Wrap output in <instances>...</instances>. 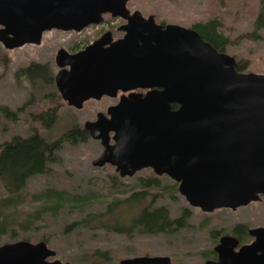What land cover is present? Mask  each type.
I'll return each mask as SVG.
<instances>
[{"label": "water", "instance_id": "obj_1", "mask_svg": "<svg viewBox=\"0 0 264 264\" xmlns=\"http://www.w3.org/2000/svg\"><path fill=\"white\" fill-rule=\"evenodd\" d=\"M129 1L0 0V42L9 50L39 45L45 31H81L100 24L106 13L128 20L120 28L124 37L109 46L106 34L76 54L61 50L57 58L63 67L55 76L58 92L75 108L120 90L150 89L121 96L108 115L85 122L103 146L93 165L109 163L121 176L144 168L168 175L188 204L204 213L260 200L264 74L238 71L235 57L195 29L131 14ZM250 234L255 240L238 249L235 236H222L217 259L205 264H264V227ZM55 255L45 241L0 246V264H71L48 260ZM119 264L173 263L168 256H139Z\"/></svg>", "mask_w": 264, "mask_h": 264}, {"label": "rangeland", "instance_id": "obj_2", "mask_svg": "<svg viewBox=\"0 0 264 264\" xmlns=\"http://www.w3.org/2000/svg\"><path fill=\"white\" fill-rule=\"evenodd\" d=\"M262 3L264 0H131L128 8L139 10L145 16L153 14L158 22L186 27L217 19L221 22L220 30L230 41L225 51L243 62L246 72L264 74V28L257 34L253 32ZM121 24L123 19L107 16V22L91 26L81 34L47 32L40 45L29 44L9 50L0 42V144L15 136H29L32 128H38L40 134L52 142L76 125L84 128L86 121H95L99 111L106 112V108L116 102L113 98L90 100L82 109L71 107L62 98L57 123L50 130L43 129L32 120V115L56 105L50 96L54 91L58 92L55 80L50 84L39 80L33 82L21 76L19 71L32 63H43L51 68L54 77L59 69L55 61L59 48L72 49L77 43L90 42L107 30L117 32ZM3 108L16 112L18 119L11 120ZM102 151L101 142L91 137L78 144L64 142L48 172L30 178L25 190L12 197L0 179V199H16L12 206H0V222L7 219L9 224L5 227L7 231L0 232V246L47 239L49 248L56 252L48 260L71 264L91 263L94 259L91 255L96 251L108 252L111 264L139 256H168L173 264H205L206 260L216 258L210 253L215 251L220 236L233 235L235 226L243 225L247 230L264 227V199L236 210L221 208L204 213L188 204L179 193L178 184L174 195L171 190L163 191L162 188L176 182L166 175L158 176L152 169H143L126 177L110 164L94 166L93 161ZM149 177H159L161 187L148 189L150 194L143 205L164 206L173 219L185 208H191L187 227L173 233L133 232L128 235L103 228L97 222L81 223L90 214L106 212L111 201L117 198L121 201L134 189L138 190L139 178ZM48 188L77 195L94 194L96 198L82 208L67 206L54 213L42 208L43 202L33 200L34 195ZM136 209L122 206L117 216L128 222ZM206 216L210 217L208 222ZM247 230L242 243L253 239ZM214 231L220 234L217 240L212 237Z\"/></svg>", "mask_w": 264, "mask_h": 264}, {"label": "trees", "instance_id": "obj_3", "mask_svg": "<svg viewBox=\"0 0 264 264\" xmlns=\"http://www.w3.org/2000/svg\"><path fill=\"white\" fill-rule=\"evenodd\" d=\"M193 27L202 35V37L216 47L219 51H225L229 45V38L220 30L221 22L217 19H211L205 22H198ZM264 28V3L254 23V34ZM237 68L239 71H244L246 65L239 61ZM19 74L27 77L33 82L36 80L50 84L54 77L51 75V68L47 65L32 63L29 66L22 68ZM52 101L56 102L54 107L46 108L32 115V120L41 125L43 129L50 130L58 121V110L62 106V97L57 91L51 93ZM7 116L11 120H17L16 112L3 108ZM90 135L87 130L80 126H74L64 132L57 140L48 141L43 137L38 128H32L29 136H15L11 140L0 144V179L7 193L12 197L23 192L28 181L35 175L48 172L49 165L56 160V152L61 149L64 142L78 144L87 142ZM158 178H139L136 185L138 190H133L124 199L120 205V199L117 198L111 201L107 206L106 212L88 215L81 223L91 224L96 223L103 228H108L116 232L131 235L133 232L145 234H162L176 232L180 228L188 226V220L192 216L191 208H185L183 213L172 218L169 210L164 206L143 205L147 196L150 194L148 189L161 187ZM163 191L171 190V193L177 192V183L167 185L162 188ZM11 197L0 199L2 208L14 205L16 199ZM96 195H77L71 194L64 190L48 188L40 194L34 195L33 200L43 202L42 208L48 209L51 212H58L64 207H83L94 201ZM119 202V203H118ZM122 206L126 208H137L136 214L131 217L128 222H124L117 216V212ZM40 214L39 212L37 215ZM39 216V215H38ZM117 216V217H116ZM209 216H206L205 221H209ZM9 224L7 219L0 222V232L7 231L5 227ZM243 225H239L234 229L235 234L243 233ZM214 240H217L218 231L211 232ZM47 243V239H44ZM210 255L216 256L215 251H211ZM207 256V257H210ZM93 261L89 264H111V257L108 252L96 251L91 255Z\"/></svg>", "mask_w": 264, "mask_h": 264}, {"label": "flooded vegetation", "instance_id": "obj_4", "mask_svg": "<svg viewBox=\"0 0 264 264\" xmlns=\"http://www.w3.org/2000/svg\"><path fill=\"white\" fill-rule=\"evenodd\" d=\"M131 1V0H130ZM130 1L128 2V4L130 3ZM128 4H127V8H128ZM130 11H131V14H133L135 11H139V10H134V11H132L130 8H128ZM141 12V11H140ZM142 13V12H141ZM107 16H110L111 18H114V19H116V18H119V19H123V24H121L119 27H118V29H117V32H113L112 30H107V31H105V32H103L101 35H99L97 38H94L92 41H90V42H85V43H77V45H75V47L73 46V48L72 49H65V48H63V47H61V48H59V50L57 51V53H56V57H55V61H56V64H57V66H58V71H57V73H59V71H61L62 69H63V67H60L59 65H58V63H57V58H58V56H59V52L61 51V50H65L66 52H68L69 54H76V53H78V52H80V51H83V50H85L88 46H90V45H92V44H94L95 42H97L100 38H102L104 35H106V34H110L109 35V39H108V41H110L107 45H106V47L107 46H109L110 44H111V42H115V41H117V40H119V39H121V38H123L124 37V35H125V32L123 31V30H121L120 28H121V26H123V25H125V24H127L128 23V20H126V19H124V18H121V17H112L111 16V14H109V13H106V14H104V20L100 23V24H98V25H90V26H88V27H86V28H84V29H82L81 31H75V30H70V31H65V30H60V29H52V30H48V31H45L44 33H43V37H44V35L47 33V32H51V31H56V32H60V33H78V34H81V33H83V32H85V30L87 29V28H89V27H91V26H99V25H101V24H103V23H105V22H107ZM142 16L145 18V19H148L150 16H153L154 17V21H155V23H157V24H162L163 26H166V25H168V24H177V23H165L164 21H161V22H158L157 20H156V18H155V16L153 15V14H150V15H147V16H145L143 13H142ZM177 25H180V24H177ZM182 26V25H181ZM184 27H186V26H184ZM187 28H192V29H195L193 26H191V27H187ZM196 30V29H195ZM119 34V35H118ZM201 35V34H200ZM202 36V35H201ZM43 37H42V41H43ZM208 42V41H207ZM42 43V42H41ZM27 45H29V44H27ZM30 45H35V44H30ZM40 45V44H39ZM25 46V45H24ZM217 49V48H216ZM218 50V49H217ZM219 51V50H218ZM220 52H225V53H227L226 51H220ZM229 54V53H228ZM230 55V54H229ZM232 56V55H231ZM234 57V56H233ZM61 60H63V57H62V59ZM236 61H237V59H236ZM35 63H37V62H35ZM238 63H239V61H237V65H238ZM38 64H42V65H46V64H43V63H38ZM236 68H237V66H236ZM66 69H69V67H66ZM237 70H238V68H237ZM239 71V70H238ZM242 72H246L245 70L244 71H242ZM57 73H56V75H57ZM55 75V76H56ZM55 76H54V80H55ZM56 84V83H55ZM150 89H136V90H130V91H127V92H123V91H118V95L116 96V97H110V96H107V95H105V96H103L101 99H99V100H97V99H91V100H97V101H101L102 99H104V98H109V99H111V98H113L116 102L115 103H113V104H110L107 108H106V112H102V111H99L98 113H97V115L99 114V113H103V114H105V115H108L107 114V111H108V109L111 107V106H114V105H117L118 103H119V101H120V99H121V96H123V95H125V96H129L131 93H140V94H143V95H145L148 91H149ZM90 101V100H89ZM88 102V101H87ZM86 103V102H85ZM84 103V104H85ZM71 107H73V106H71ZM178 107V105L176 104V105H173V108L174 109H176ZM75 108V107H74ZM83 108V107H82ZM82 108H80V109H82ZM97 118V117H96ZM96 120V119H95ZM84 129V128H83ZM107 164H109V163H107ZM106 165V164H105ZM111 165V164H110ZM113 166V165H112ZM97 167H99V166H97ZM115 167V166H114ZM115 169H116V167H115ZM144 169H151V168H144ZM143 170V169H142ZM141 171V170H140ZM138 172V171H137ZM136 172V173H137ZM136 173H134L132 176H134ZM155 173V172H154ZM132 176H130V177H132ZM162 176H164V175H162ZM166 176H168V175H166ZM126 177H128V176H126ZM169 177V176H168ZM170 178V177H169ZM262 199H264V195H261V198H260V200H257V201H253V202H251V203H254V202H259V201H261ZM250 203V204H251ZM249 205V204H248ZM247 206V205H246ZM192 207V206H191ZM192 208H196V207H192ZM240 208V207H239ZM222 209H230V208H222ZM238 209V208H237ZM218 210V209H217ZM231 210H233V209H231ZM236 210V209H235ZM237 226H239V225H237ZM237 226H235V228L237 227ZM260 227H262V226H260ZM234 228V229H235ZM257 228V227H256ZM251 229H254V228H248V230L247 229H245L244 228V230H243V233H240V235L239 234H235L234 233V230H233V236H235L237 239H238V241H239V244H238V247H237V249L238 248H240L241 246H243V245H246V244H250V243H252L254 240H255V236H253V235H251L250 234V230ZM245 230H247V233H248V235L249 236H251L253 239H252V241L251 242H249V243H242V241L244 240V231ZM222 236H224V235H222ZM222 236H220V238H219V242H220V239H221V237ZM215 249V248H214ZM216 253V252H215ZM217 253H216V258L215 259H208V260H216L217 259ZM207 261V260H206ZM121 262V261H120Z\"/></svg>", "mask_w": 264, "mask_h": 264}]
</instances>
